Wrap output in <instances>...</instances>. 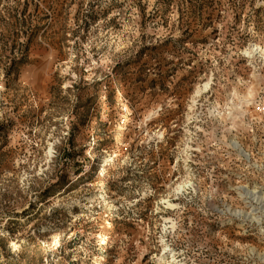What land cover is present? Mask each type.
<instances>
[{"label":"rangeland","instance_id":"1","mask_svg":"<svg viewBox=\"0 0 264 264\" xmlns=\"http://www.w3.org/2000/svg\"><path fill=\"white\" fill-rule=\"evenodd\" d=\"M255 192L264 0H0V264H264Z\"/></svg>","mask_w":264,"mask_h":264},{"label":"bare ground","instance_id":"2","mask_svg":"<svg viewBox=\"0 0 264 264\" xmlns=\"http://www.w3.org/2000/svg\"><path fill=\"white\" fill-rule=\"evenodd\" d=\"M233 147L236 148L237 150H240V151H241V152H240L241 154H244V151L242 150V148H241V146H240L239 143L234 142V143H233ZM49 153H50V152H49ZM252 197L254 198L253 200H255L257 206H258L260 209H263V210H264V198H262V197H260V196H257V195H256V192L253 194ZM169 206L171 207L172 205H169Z\"/></svg>","mask_w":264,"mask_h":264}]
</instances>
